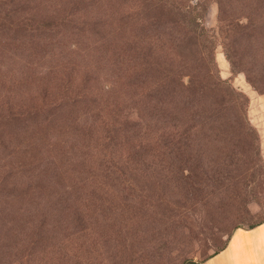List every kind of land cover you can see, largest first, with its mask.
<instances>
[{
	"label": "rangeland",
	"instance_id": "1",
	"mask_svg": "<svg viewBox=\"0 0 264 264\" xmlns=\"http://www.w3.org/2000/svg\"><path fill=\"white\" fill-rule=\"evenodd\" d=\"M140 4L146 52L181 42L153 0H0V264H199L264 221V0H207L224 120L173 170L121 62Z\"/></svg>",
	"mask_w": 264,
	"mask_h": 264
},
{
	"label": "trees",
	"instance_id": "2",
	"mask_svg": "<svg viewBox=\"0 0 264 264\" xmlns=\"http://www.w3.org/2000/svg\"><path fill=\"white\" fill-rule=\"evenodd\" d=\"M190 1L153 0L158 8L160 5L161 10L166 11L165 34L177 35L181 42L157 40L154 42L156 48L150 47L147 52L143 42L150 33L142 19L145 6H137L138 24L132 27L137 39L130 45L131 57L126 62L119 60L131 65L128 84L134 86L135 99L142 102L148 113L149 127L161 132L164 148L160 151L166 153L167 166L172 170L178 166L172 154L179 153L185 145L190 146L192 139L199 135L217 138L224 120L222 108L214 107L207 100L223 82L218 76L215 55L217 41L222 36L226 47V25H218L217 30L206 27L203 10L207 0H197L195 4ZM171 13L177 15L173 22L170 21ZM158 53H165L164 57ZM171 53L177 57L169 56ZM231 235L225 245L210 256L225 248Z\"/></svg>",
	"mask_w": 264,
	"mask_h": 264
},
{
	"label": "crops",
	"instance_id": "3",
	"mask_svg": "<svg viewBox=\"0 0 264 264\" xmlns=\"http://www.w3.org/2000/svg\"><path fill=\"white\" fill-rule=\"evenodd\" d=\"M199 264H264V221L237 228L225 248Z\"/></svg>",
	"mask_w": 264,
	"mask_h": 264
}]
</instances>
